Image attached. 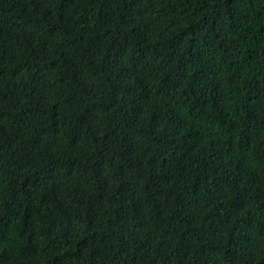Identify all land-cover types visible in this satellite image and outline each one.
<instances>
[{
	"label": "trees",
	"instance_id": "1",
	"mask_svg": "<svg viewBox=\"0 0 264 264\" xmlns=\"http://www.w3.org/2000/svg\"><path fill=\"white\" fill-rule=\"evenodd\" d=\"M0 264H264V0H0Z\"/></svg>",
	"mask_w": 264,
	"mask_h": 264
}]
</instances>
